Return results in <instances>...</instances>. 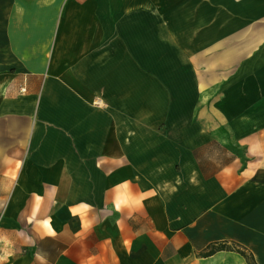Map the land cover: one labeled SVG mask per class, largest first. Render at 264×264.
<instances>
[{
	"label": "crops",
	"instance_id": "crops-1",
	"mask_svg": "<svg viewBox=\"0 0 264 264\" xmlns=\"http://www.w3.org/2000/svg\"><path fill=\"white\" fill-rule=\"evenodd\" d=\"M264 264V0H0V264Z\"/></svg>",
	"mask_w": 264,
	"mask_h": 264
},
{
	"label": "trees",
	"instance_id": "trees-1",
	"mask_svg": "<svg viewBox=\"0 0 264 264\" xmlns=\"http://www.w3.org/2000/svg\"><path fill=\"white\" fill-rule=\"evenodd\" d=\"M226 249H232L236 252H238L239 254H241L246 260L248 264H253V260L251 258V256L244 251L243 249L239 248L238 246H234V247H229L226 246L223 243H213L211 245H209L203 252H201L199 255L202 257H207L212 255L213 253L220 251V250H226Z\"/></svg>",
	"mask_w": 264,
	"mask_h": 264
}]
</instances>
